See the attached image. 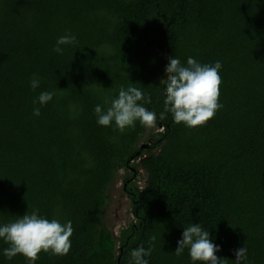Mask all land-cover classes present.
<instances>
[{
    "label": "trees",
    "instance_id": "obj_1",
    "mask_svg": "<svg viewBox=\"0 0 264 264\" xmlns=\"http://www.w3.org/2000/svg\"><path fill=\"white\" fill-rule=\"evenodd\" d=\"M65 34L76 42L53 52ZM171 56L222 64L223 106L202 126L164 110ZM129 84L157 114L149 145L139 122L96 123L95 105ZM41 91L53 100L35 117ZM121 171L135 222L116 238L102 221ZM34 209L73 227L67 254L35 264H129L138 246H151L149 264H191L187 249L174 252L192 222L225 264L243 246L244 264H264V0H0V222ZM0 264L27 260L0 254Z\"/></svg>",
    "mask_w": 264,
    "mask_h": 264
},
{
    "label": "clouds",
    "instance_id": "obj_2",
    "mask_svg": "<svg viewBox=\"0 0 264 264\" xmlns=\"http://www.w3.org/2000/svg\"><path fill=\"white\" fill-rule=\"evenodd\" d=\"M75 42V35H61L56 39L52 50L62 54V46ZM221 68L219 60L214 63H201L193 57H187L186 62L182 63L174 56L168 58L164 69L166 79L162 78L160 84L163 85L164 110L171 115L174 123H182L188 128L202 126L222 108L223 105L219 102ZM39 86V78L33 76L29 87L36 90ZM52 100V92L41 91L33 100L32 115L39 117L41 107ZM151 102V97L133 84L122 86L115 96L104 98L102 104L95 105L93 111L96 123L103 127H113L120 132L134 127L137 122L142 126L152 127L157 120V114L144 106ZM159 118L163 119L164 113ZM72 233L70 220L61 222L58 218L49 219L39 214L36 209L30 213L27 211L22 216L17 215L14 220L0 222V241L7 245L0 254L7 260L21 254L27 264H35L41 252L67 254L71 247ZM176 243L174 253L179 256L187 249L191 264H225V259L216 255L221 250L220 245L213 242L208 229L202 227L201 223L192 222L183 226L181 238ZM151 252V246L133 248L129 253V264H149L147 257ZM246 253L244 246L235 249L234 264H244Z\"/></svg>",
    "mask_w": 264,
    "mask_h": 264
},
{
    "label": "rangeland",
    "instance_id": "obj_3",
    "mask_svg": "<svg viewBox=\"0 0 264 264\" xmlns=\"http://www.w3.org/2000/svg\"><path fill=\"white\" fill-rule=\"evenodd\" d=\"M158 131L160 130H157L154 125L148 127L141 141V145H149L151 135ZM139 174L140 175L137 176V184L142 188L146 180V174L142 169H140ZM125 178V171H121L117 175L114 185L109 189L107 204L103 212L102 224L106 226L116 238L120 236L123 229L128 228L131 223L135 222L131 201L125 192Z\"/></svg>",
    "mask_w": 264,
    "mask_h": 264
}]
</instances>
